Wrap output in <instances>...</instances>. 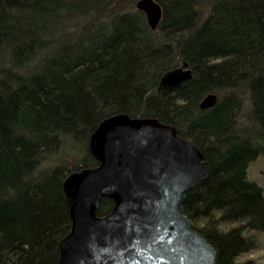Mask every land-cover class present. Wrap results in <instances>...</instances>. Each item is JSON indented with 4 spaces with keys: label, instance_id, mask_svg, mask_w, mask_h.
Segmentation results:
<instances>
[{
    "label": "trees",
    "instance_id": "trees-1",
    "mask_svg": "<svg viewBox=\"0 0 264 264\" xmlns=\"http://www.w3.org/2000/svg\"><path fill=\"white\" fill-rule=\"evenodd\" d=\"M0 0V264H58L71 220L64 181L94 169L89 139L118 114L154 118L193 143L207 179L185 194L217 264H252L264 232V0ZM187 66L192 78L159 89ZM208 94L216 105L201 110ZM114 202L103 198L98 217Z\"/></svg>",
    "mask_w": 264,
    "mask_h": 264
},
{
    "label": "water",
    "instance_id": "water-1",
    "mask_svg": "<svg viewBox=\"0 0 264 264\" xmlns=\"http://www.w3.org/2000/svg\"><path fill=\"white\" fill-rule=\"evenodd\" d=\"M135 8L156 30L162 18L158 3L139 0ZM191 78L186 65L169 70L159 89ZM217 100L208 94L199 108L211 109ZM89 149L99 165L63 183L71 229L60 243L58 264H217V250L182 209L185 194L203 183L210 169L193 143L157 119L118 114L97 126ZM103 198L114 208L98 217Z\"/></svg>",
    "mask_w": 264,
    "mask_h": 264
},
{
    "label": "rangeland",
    "instance_id": "rangeland-1",
    "mask_svg": "<svg viewBox=\"0 0 264 264\" xmlns=\"http://www.w3.org/2000/svg\"><path fill=\"white\" fill-rule=\"evenodd\" d=\"M249 179L256 180L264 188V158L259 157L249 168ZM252 260V264H264V232L259 239V248L245 255L242 261Z\"/></svg>",
    "mask_w": 264,
    "mask_h": 264
}]
</instances>
